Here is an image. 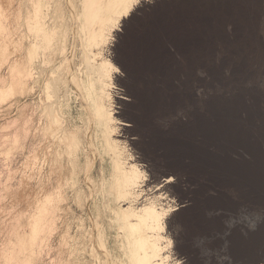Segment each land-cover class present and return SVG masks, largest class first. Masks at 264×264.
Returning a JSON list of instances; mask_svg holds the SVG:
<instances>
[{
  "label": "rangeland",
  "instance_id": "1",
  "mask_svg": "<svg viewBox=\"0 0 264 264\" xmlns=\"http://www.w3.org/2000/svg\"><path fill=\"white\" fill-rule=\"evenodd\" d=\"M17 1L0 0V264H24L22 259L29 257L32 262L25 259L26 264H68L67 256L75 246L77 253L80 248L86 264H95L93 246L101 249L108 233L112 242L115 237L106 216L105 235V229L96 227L91 215L96 199L91 181L93 178L98 184L102 180V161L95 142L98 118L80 81V63L84 58L90 59L91 52L78 31L76 3L58 0L62 26H69L71 32L69 49L61 51L60 41L54 46L56 50H50L52 53L47 50L45 55H38L36 60L43 61L39 69L33 70L39 72L38 76L32 73L28 87L15 85L18 70L33 62L25 41L18 36L20 30L16 29L17 11L21 8V15H25L24 9L27 11L25 4ZM124 21L111 48L105 47L103 54L98 55L118 69V78L110 80L108 86L111 124L116 127L124 116L133 121L128 130L116 128L114 133L133 139L126 143L125 138L117 136L133 156L147 152L140 162L159 176H172L173 183L185 193L183 199L195 194L199 200L194 213L186 208L173 217L170 228L165 227L171 241V259L179 258V264H208L209 259L212 264H236L264 259V203L248 200V204L246 198H233L235 203L213 204V208L205 209L208 194H215L217 188L234 197L232 187L221 182V178L211 180L202 163H191L182 152L180 142L185 139L176 135L171 136L173 141L165 139L167 133L162 130L178 120L177 114L190 109V124L184 130H192L191 135H186L192 138L204 126L203 108L221 112L237 103L250 106L245 100L233 101L231 93L257 97L264 104V0L142 1ZM35 79L37 82H33ZM119 85L124 86L126 94H116ZM70 92L76 95L74 107L86 109L90 124L85 123L78 110L74 114L68 111ZM188 93L193 94L194 104L188 102ZM50 197L54 200L51 198L52 205L48 206ZM237 203H247L252 212L233 217L228 209ZM49 210H54L55 215ZM40 211H46L43 217L50 221L46 220L38 232H32L34 216ZM17 231L24 237L36 234L31 235L35 239L30 236L29 240L38 239L41 244L32 246L29 241L24 246ZM206 236L214 240L210 258L193 243ZM21 246L24 256L19 254ZM27 247L29 254L35 251L33 257L26 252ZM18 256H23L21 261L16 259Z\"/></svg>",
  "mask_w": 264,
  "mask_h": 264
},
{
  "label": "bare ground",
  "instance_id": "2",
  "mask_svg": "<svg viewBox=\"0 0 264 264\" xmlns=\"http://www.w3.org/2000/svg\"><path fill=\"white\" fill-rule=\"evenodd\" d=\"M72 1L76 3L78 31L91 52L90 59L84 58L80 63V66H82L80 81L93 112L98 118L96 120L95 142L97 152L102 161V180L98 182V184L93 178L91 181L95 189L94 193L96 192V199L93 209L91 208V215H93V221L96 223L95 226L97 227L98 225V227H103L105 229V235L107 234V230L104 222L105 217L103 216H106L110 221L108 224H110L111 229L114 231V236H112L115 237L114 242H112L109 233L106 237L103 236V238L105 237L104 242L102 241L103 245L100 246L104 247L105 251L102 247L98 249L96 246H93L91 255L94 257L95 264H179V258L171 259V250H169L171 241L166 236L168 231L165 230V227L168 225V228H170V226H172L171 222L173 217L177 213L183 212L186 208H189V210L194 213L199 205V200L196 197L197 195L195 196V194L190 193L191 191L189 192L191 197L189 199H183L186 197H184L185 193L173 183L174 178L172 176H169L167 173H163L159 176V173L155 172L154 169H148V165L141 163L140 161H143V157H145L146 154L148 155L147 152L146 154H141V156H133L129 150L126 149L127 146L125 147V145H122L124 140L120 141L118 137H123V134L118 133L115 135L114 130L116 128L119 131L128 130L131 128L133 121L124 116L121 118L122 121L116 124V127L111 124V93L108 86L110 80L118 78L116 74L118 69L112 65L108 59L102 58V56L99 58L98 56L103 54L105 47L111 48L112 39L118 36L117 29L120 23H125L124 18L135 8L137 3H141L142 1L146 3L150 0ZM19 3H24L27 11L24 9V13L26 12L25 15H21L22 13H19L21 8L19 7L20 9L17 11V18L15 19L16 29L20 30L18 36L21 35L22 41H25L26 50L29 53L31 52L30 59L33 61H30V63L25 60L30 64L24 63L28 66H25V68L23 66L24 69L21 68L18 70L19 78L14 84L24 87L27 86L26 84L29 77L31 80L32 73H36L37 75H33L38 76L39 72H33L35 68L39 69L43 62L36 60L38 55H45L47 50H56L54 46L60 41L62 42L61 51L69 49L72 37L71 32H69V26H62V15L57 10L59 8L58 0H20ZM19 41H21V39H19ZM41 51L43 52L41 53ZM58 51H55V53ZM29 53H26L27 56ZM50 53H52V51H50ZM24 55L25 54L22 56ZM27 56L26 59L28 60ZM39 75L42 76L41 72ZM37 78L38 77H36V79ZM40 78L39 76L38 80ZM36 79L33 80V82H37ZM119 86L117 90L115 89L116 94H126L127 90L124 86ZM70 95L71 100L67 102V109L70 113L74 114V110L76 109L74 107L76 95L75 93H71ZM230 95L233 101L245 100L248 105L254 106L255 109L242 103H237L235 106L233 105L232 108L224 107V111L220 110L221 112L210 108H203L205 114L201 122L204 126L201 131L195 132L193 136H191L192 138H186V135L192 130H184L187 124H190L187 122L190 120L189 111H192L190 109H188L189 111L184 110L182 112L179 110L181 114H175L178 120H173L174 122H172L169 127L162 128V130L167 133L165 139L171 138V136L174 138V135L179 136L181 139H185L184 142H180L182 152L186 154L191 163H202L203 166L208 169L207 173L211 180L221 178V182H227L228 185L232 187L234 197H229L230 194L226 193V190L217 188L215 189V194H208L207 201L209 202L205 204V209L213 208V204L217 206L219 203H235L236 201L233 198H237L238 200L246 198L247 201L249 200L255 204L264 203V104L260 103L257 97H246L242 93H231ZM189 96L190 97H187L189 98L188 102L194 104L191 99L193 94L191 93ZM182 101H184V99H182ZM80 107L81 109H76V111L78 110L80 117L85 120V123L90 124L89 116L87 117V112H85L86 109L83 106ZM120 114L123 116L124 113L121 111ZM184 118H186V120ZM138 123V121H135V125H138ZM73 135L75 136V133ZM73 135L70 137L72 138ZM188 138L190 140H188ZM76 140L80 139L78 138ZM125 140L126 143H131L133 141L131 137H126ZM171 141H173L172 138ZM76 142L75 144L77 145L79 142ZM69 145L72 146L74 144ZM70 146L69 148H71ZM76 149L78 151V148ZM69 150L71 151L72 149ZM79 154L81 155L82 152ZM146 167L148 170H145ZM150 168H152V166ZM146 171H149V173L147 174ZM74 175L73 178L75 177ZM77 179L76 182L78 181ZM51 198L52 197H50V199ZM50 199L47 201L51 203H48V206L52 205V199L54 200V198ZM187 201L190 203L187 204ZM55 203L56 202H54L53 205ZM40 210L42 209L40 208ZM45 212L43 211V213ZM49 212L51 213L52 210H49ZM43 213L41 212L39 215L34 216L36 222L33 223L34 228L32 227V232L33 229H36L35 232H38L40 228L46 224V220L50 221V218H48L49 220L46 219L47 217L44 219L47 213L45 215ZM52 213L54 214V210ZM48 225L50 226L51 224L48 222ZM101 230L103 232V229ZM97 231H100L99 228ZM19 233L20 231L18 234ZM96 234H98V232ZM31 235L33 234L31 233ZM31 235L29 234V236L24 237L25 235L22 236L19 234L17 237H20V243L24 244V246L25 244L28 246L29 241L32 246H35V244L37 246L39 241L37 242L36 240L38 239L31 242V240H29ZM33 236H36V234ZM33 236L31 237L33 238ZM36 238H38V236ZM33 239H35V237ZM92 245L95 244L92 243ZM23 247L21 249L18 247L20 252L24 250ZM75 247L78 248V246ZM32 248L35 250L36 247ZM77 248H74L75 251L71 250L72 253L68 250L71 254L67 256L69 259L66 260L67 262L69 261L68 264H86L82 257L83 254H80V248L78 249L79 253L76 252ZM27 250L28 247L26 252ZM100 250H102V252ZM29 251L30 250H28V252ZM24 252L25 251H23V253ZM23 253L21 252L19 254L23 255ZM32 253H35V251ZM32 253L30 252L31 256L33 255ZM19 256L18 258L16 257V259L21 261L24 255L22 257ZM9 257L11 256L9 255ZM30 258L31 257L25 259H27L28 262ZM25 259H22L24 260V264H26ZM30 262H32V259ZM21 263L22 261L20 264ZM12 264H14V262ZM236 264H264V259L258 258L251 261L238 262Z\"/></svg>",
  "mask_w": 264,
  "mask_h": 264
},
{
  "label": "snow or ice",
  "instance_id": "3",
  "mask_svg": "<svg viewBox=\"0 0 264 264\" xmlns=\"http://www.w3.org/2000/svg\"><path fill=\"white\" fill-rule=\"evenodd\" d=\"M228 212L231 213L233 217L248 215L252 212V209L244 204L237 203L231 208L228 209ZM193 243L201 247L204 253L210 258L213 252L214 240L211 236L196 238L193 240ZM208 264H212L211 259H209Z\"/></svg>",
  "mask_w": 264,
  "mask_h": 264
}]
</instances>
